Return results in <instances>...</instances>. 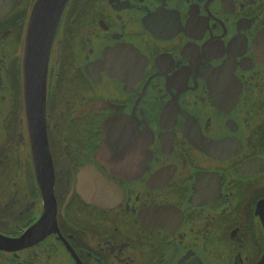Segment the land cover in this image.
<instances>
[{
    "label": "flooded vegetation",
    "instance_id": "af4514ba",
    "mask_svg": "<svg viewBox=\"0 0 264 264\" xmlns=\"http://www.w3.org/2000/svg\"><path fill=\"white\" fill-rule=\"evenodd\" d=\"M35 1L0 0V264H264V0H70L51 168L26 120Z\"/></svg>",
    "mask_w": 264,
    "mask_h": 264
},
{
    "label": "water",
    "instance_id": "95a60500",
    "mask_svg": "<svg viewBox=\"0 0 264 264\" xmlns=\"http://www.w3.org/2000/svg\"><path fill=\"white\" fill-rule=\"evenodd\" d=\"M69 1H35L28 19L22 55L26 120L32 135L34 158H45L48 151L50 168L52 162L45 113L48 58Z\"/></svg>",
    "mask_w": 264,
    "mask_h": 264
}]
</instances>
